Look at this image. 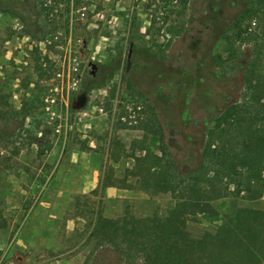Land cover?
I'll list each match as a JSON object with an SVG mask.
<instances>
[{
  "label": "rangeland",
  "instance_id": "374dc122",
  "mask_svg": "<svg viewBox=\"0 0 264 264\" xmlns=\"http://www.w3.org/2000/svg\"><path fill=\"white\" fill-rule=\"evenodd\" d=\"M33 1L40 40L0 11V97L19 108L29 83L39 100L24 138L0 144V264H93L99 217L175 205L138 188L150 163L135 157L164 149L196 168L207 131L246 94L245 64L264 75V52L234 29L261 0ZM239 207L264 210V194L191 203L189 237L232 234Z\"/></svg>",
  "mask_w": 264,
  "mask_h": 264
},
{
  "label": "trees",
  "instance_id": "16d2710c",
  "mask_svg": "<svg viewBox=\"0 0 264 264\" xmlns=\"http://www.w3.org/2000/svg\"><path fill=\"white\" fill-rule=\"evenodd\" d=\"M0 11L18 19L24 35L37 40L45 37L44 27L39 25L42 13L33 0H0ZM247 17L249 27L244 31V19L236 22L237 37L242 39L246 33L243 39L254 42L256 49L264 52V0L251 8ZM256 62L250 59L244 67L246 94L228 105L205 134L196 168H181L164 149L160 155L147 152L135 157L139 165L150 163L137 174L142 176L138 188L152 195L169 194L175 205L165 216L99 217L91 234L97 247L93 264H264L263 209L239 207L229 220L233 230L229 235L220 229L193 239L187 232L191 203L230 197L254 202L263 197L264 75ZM21 88L24 96L19 108L0 97V144L5 147L15 138H24L25 122L39 107L38 98L30 95L29 83ZM153 169L158 172L153 173ZM102 185L121 187L112 178Z\"/></svg>",
  "mask_w": 264,
  "mask_h": 264
}]
</instances>
